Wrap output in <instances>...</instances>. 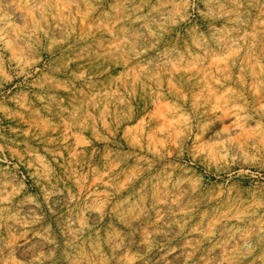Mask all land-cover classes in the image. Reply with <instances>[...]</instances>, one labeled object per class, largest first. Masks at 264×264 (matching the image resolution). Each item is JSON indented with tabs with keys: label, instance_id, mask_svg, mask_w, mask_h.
<instances>
[{
	"label": "clouds",
	"instance_id": "clouds-1",
	"mask_svg": "<svg viewBox=\"0 0 264 264\" xmlns=\"http://www.w3.org/2000/svg\"><path fill=\"white\" fill-rule=\"evenodd\" d=\"M0 264H264V0H0Z\"/></svg>",
	"mask_w": 264,
	"mask_h": 264
}]
</instances>
